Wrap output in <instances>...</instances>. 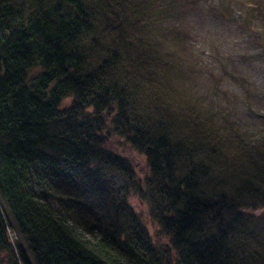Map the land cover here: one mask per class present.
Here are the masks:
<instances>
[{
  "label": "trees",
  "instance_id": "trees-1",
  "mask_svg": "<svg viewBox=\"0 0 264 264\" xmlns=\"http://www.w3.org/2000/svg\"><path fill=\"white\" fill-rule=\"evenodd\" d=\"M156 2L0 0V264H264V137L182 99Z\"/></svg>",
  "mask_w": 264,
  "mask_h": 264
},
{
  "label": "rangeland",
  "instance_id": "rangeland-1",
  "mask_svg": "<svg viewBox=\"0 0 264 264\" xmlns=\"http://www.w3.org/2000/svg\"><path fill=\"white\" fill-rule=\"evenodd\" d=\"M169 9L155 19L154 32L164 49L175 53L182 79V99L202 103L218 129L237 136L264 137V0H156ZM110 148L128 158L139 179L147 173L146 159L124 140ZM143 216L145 206L129 200ZM248 225L264 248V208ZM13 246L21 240L9 233Z\"/></svg>",
  "mask_w": 264,
  "mask_h": 264
}]
</instances>
